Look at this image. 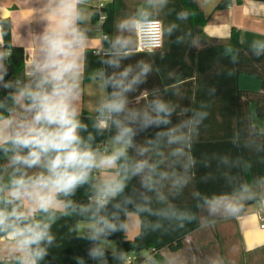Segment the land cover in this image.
<instances>
[{"label":"clouds","instance_id":"1","mask_svg":"<svg viewBox=\"0 0 264 264\" xmlns=\"http://www.w3.org/2000/svg\"><path fill=\"white\" fill-rule=\"evenodd\" d=\"M168 2L143 0L121 19L117 34L105 37L107 47L98 61L102 67L86 77L87 54L93 48L83 27L89 19L88 0H46L26 79L5 81L7 73L0 75V264H41L55 241L52 226L64 217L77 218L74 230L90 242L87 256L96 264H110L109 255L128 264L124 252L113 251L110 237L116 233L157 231L165 222L183 228L196 219V213L175 201L193 182L198 160L192 147L209 113L201 110L204 105L181 106L157 91L151 99L145 93V103L133 106L130 95L147 82L153 66L144 60L124 63L136 52V35L151 42L153 25H160L161 37L178 28L155 18ZM188 16L181 11L177 19ZM4 35L0 29V44ZM251 48L257 57L264 55V40L253 41ZM86 78L100 90L87 117L90 123L82 118ZM171 88L179 94L178 84ZM151 128L156 129L152 136L137 139ZM200 162L209 166L208 160ZM219 162L245 171L250 167L227 156ZM229 183L228 192L194 190L196 208L209 217H235L246 202L264 204V175L251 181L229 178ZM81 190L84 199L78 201L74 197ZM73 259L86 264L82 256ZM142 264L184 260L175 253L158 258L145 252ZM211 264L223 262L214 259Z\"/></svg>","mask_w":264,"mask_h":264},{"label":"trees","instance_id":"2","mask_svg":"<svg viewBox=\"0 0 264 264\" xmlns=\"http://www.w3.org/2000/svg\"><path fill=\"white\" fill-rule=\"evenodd\" d=\"M264 1V0H258ZM232 0H221L216 9L227 8ZM106 14V19L102 24L104 35V49L107 47L105 37L114 36L115 23L117 16L116 3H108L102 7ZM187 11L189 16L186 20H178L177 14ZM166 20L163 26L176 23L178 28L173 31L171 36L165 34L164 40L167 44L175 46L191 47V52L180 53V68L176 71V81L187 80L183 85L186 95L190 93V85L196 84V99L198 108L209 113L199 128V136L196 138L192 152L198 160L193 176L194 190L211 195L213 193H223L231 191L232 184L229 178L238 182L240 180L251 181L253 177L264 175V133L251 121L250 104L257 106L258 116H264V55L257 57L251 45L243 44L239 37V32L234 29L228 40L210 44L198 50L195 49V38L203 34V27L207 22L200 4L196 0H169L165 6ZM93 22L96 24L99 13L93 15ZM0 27L5 33L3 37V54L0 57L1 71L4 80L8 81L15 76L22 74L25 67V50L23 47L12 42V25L9 18L0 20ZM181 41L177 43V38ZM103 49V52H104ZM8 51V53H6ZM89 50L87 54V69L85 76L88 77L92 71L102 67L98 63L103 54L93 55ZM157 51L143 52L136 51L130 60L124 63H135L138 60L149 62L153 66V72L149 75V80L162 78V67L160 60L156 57ZM241 74L254 76L261 80V91H247L239 88L238 77ZM90 79H85L88 81ZM158 81V80H156ZM149 92L162 90L154 83H145L140 86L137 92L130 95L133 106L143 105L144 101H135L141 96L143 89ZM194 94V91L191 90ZM4 92L0 89V98ZM92 113L83 111L82 118L86 123ZM155 128L149 129L137 137L142 140L145 136H152ZM251 145V146H249ZM227 156L231 160L239 158L246 162L250 167L247 171L240 168L223 165L219 162L220 157ZM208 160L209 166L204 167L200 161ZM207 177V179H205ZM135 184L136 181L134 180ZM76 200H83V190L77 192L74 197ZM180 207H187L196 213V219L186 222L183 228L176 227L175 224L164 223V228L152 231L151 229L140 230V234L132 239H128L124 233L119 238L118 252L139 254L144 250H151L153 255L161 257L160 251L168 248L177 251L183 246L184 238L201 225L200 211L196 208V199L182 200L178 197L175 201ZM75 218V217H66ZM148 219L154 220L149 217ZM85 241V240H84ZM86 242V241H85ZM82 256L86 264H96L88 258L87 254H77L72 252L49 251V255L41 264H75L73 257ZM110 264H118L109 256ZM142 262L141 257L132 260V264Z\"/></svg>","mask_w":264,"mask_h":264},{"label":"crops","instance_id":"3","mask_svg":"<svg viewBox=\"0 0 264 264\" xmlns=\"http://www.w3.org/2000/svg\"><path fill=\"white\" fill-rule=\"evenodd\" d=\"M204 14L207 16V22L203 27V34L195 38V49L204 48L210 44L228 40L232 31L236 29L239 32L240 40L243 44L252 45L253 41L264 40V1L258 0H232V3L224 9H216L221 0H196ZM117 5V23L132 14L131 9L138 7L143 0H88L84 5L88 12L89 19L83 25L89 34V39L93 48L92 51H103L104 35L102 29L98 28L93 22V15L98 13L99 9L108 3ZM46 0H0V20L9 18L12 25V42L21 46L25 50L24 72L12 78L11 80L26 79L27 64L35 48L37 34L43 28L42 11ZM102 6V7H101ZM160 19L166 20L165 12L161 14ZM116 25L115 32L116 35ZM1 29V27H0ZM135 41L136 38L134 37ZM3 44H0V57L3 54ZM158 52L157 58L160 60L162 69V78H154L152 81L147 79L148 83L157 84L158 87H164L157 90L163 98L181 106L198 108L196 99V84L190 85V93L186 95V89L183 86L185 81H176V71L180 68L179 54L182 52H191V47L164 45ZM8 53V51L6 52ZM1 71V61H0ZM158 80V81H156ZM178 84V95L173 94L171 86ZM239 88L247 91H261L262 82L258 78L246 74L238 77ZM83 96L81 100L83 111L92 113V109L97 102L100 90L91 80L83 81ZM168 89V91H165ZM185 90V91H184ZM194 91V94L191 92ZM156 91V90H153ZM145 88L141 96L135 98V101L145 102V93L147 99L152 98V92ZM255 103L250 104V113L252 123L264 133V116H258ZM177 117L173 116V123ZM195 187L191 183L182 193V200L194 199L191 193ZM262 208L264 216V204L259 201H249L245 203L244 209L235 217H209L203 210L200 211L201 225L184 238L183 246L177 251H171L163 248L160 253L162 256L167 254H179L184 264H211L214 259L222 260L223 264H264V229L260 227L259 209ZM77 218H61L52 226V233L55 236L53 246L49 251L72 252L77 254H87L90 242L79 239V233L75 231ZM140 232L137 229L125 235L132 239ZM121 233H116L110 239L113 241V251L118 253L119 238ZM235 237V242L231 241ZM230 246L233 248L230 249ZM147 252H153L147 250ZM237 252L238 256L231 258L230 253ZM128 259L134 260L141 257V253H127ZM111 256V255H109ZM142 264V262L137 263Z\"/></svg>","mask_w":264,"mask_h":264},{"label":"built area","instance_id":"4","mask_svg":"<svg viewBox=\"0 0 264 264\" xmlns=\"http://www.w3.org/2000/svg\"><path fill=\"white\" fill-rule=\"evenodd\" d=\"M98 13H99V19L96 23V26L102 29V24L106 19V14L102 11V8L99 9ZM160 21L163 25L162 20ZM151 32L154 34V38L151 40V42H149L148 38L144 35H136V51L152 52L159 50L163 47L164 36L161 37L160 35V25H153ZM97 52H99V54H103V51L101 50H98ZM262 210L263 209L260 208L258 214L260 220V227L264 229V216L262 214ZM128 264H132V260L130 258L128 259Z\"/></svg>","mask_w":264,"mask_h":264},{"label":"rangeland","instance_id":"5","mask_svg":"<svg viewBox=\"0 0 264 264\" xmlns=\"http://www.w3.org/2000/svg\"><path fill=\"white\" fill-rule=\"evenodd\" d=\"M136 8H137V7H133V8L131 9L132 14L136 11ZM164 12H165V7L157 13V15H156L155 18L160 19L161 14L164 13ZM132 14H131V15H132ZM129 16H130V15H129ZM160 20H161V19H160ZM135 38H136V36H135ZM234 239H235V237L231 239V241H232L233 243L235 242ZM232 248H233V247L230 246V249H232ZM145 252H147V250L142 251V252H141V255L143 256V254H144ZM230 256H231V258H233V256H234V257H237V256H238V253H237V252H235V253H233V254L230 253Z\"/></svg>","mask_w":264,"mask_h":264}]
</instances>
